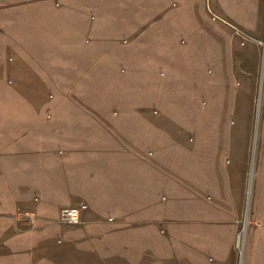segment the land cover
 Masks as SVG:
<instances>
[{"label":"crops","instance_id":"obj_1","mask_svg":"<svg viewBox=\"0 0 264 264\" xmlns=\"http://www.w3.org/2000/svg\"><path fill=\"white\" fill-rule=\"evenodd\" d=\"M263 32L264 0H0V264H198L202 221L233 264L234 220L199 194L242 206L224 117Z\"/></svg>","mask_w":264,"mask_h":264},{"label":"rangeland","instance_id":"obj_2","mask_svg":"<svg viewBox=\"0 0 264 264\" xmlns=\"http://www.w3.org/2000/svg\"><path fill=\"white\" fill-rule=\"evenodd\" d=\"M232 30L234 34H236L235 36L238 38V41H241L240 37L244 36L241 35L243 34L241 30L234 26ZM248 40H250L249 37H244L239 44L244 46ZM254 45H256V47L253 50H246L245 57L247 59L241 60L242 63H239V66L236 65L235 67L237 73L233 75L234 82L236 83L234 87L238 89V91L240 90V93L237 95L236 103L234 104L235 108L232 113L230 116L227 115L224 117V120L229 122L232 127L238 124L239 130L237 128L236 131H233V129L231 130L232 138L235 137L236 139L234 143H237L238 134L240 136L246 134L245 138L248 155L243 188L241 186L242 206L238 210V213H236V210L233 211L229 204L219 209L215 204L217 203V195L206 192L199 194V197L208 203V212H213L216 219L227 218L234 220L235 235L233 248L232 253L230 252L231 257L230 259L228 258L233 264H244L245 261H247V264H251L257 256L262 257V255H264V165L260 170H257L258 157L262 154V152H260L261 149L264 152V144L262 143V141H264V32L262 38L256 40ZM11 54L12 52H7V55H5L6 58L8 57L7 61L13 65L14 57ZM9 84H11V82ZM190 136H192V133L186 132L185 137L188 139ZM190 191H192V189H190ZM233 194L234 191L229 195L230 198ZM183 197L190 198L191 196L184 195ZM223 199H227L225 193ZM211 205H214L213 209H211ZM178 226L183 227V223L178 221ZM197 227L201 230L196 240V248L200 255L198 259L199 263L198 261L197 263L202 264V262H206V264H214V255L208 250H212L216 245H221L223 242L219 243L213 241L211 238V234H213L212 231H214V229H223L227 226L223 224L205 223L202 221L197 224ZM253 237L259 240L261 246L263 245L258 255L252 252V242L249 240H252ZM169 247H171V249L174 248L172 245Z\"/></svg>","mask_w":264,"mask_h":264},{"label":"built area","instance_id":"obj_3","mask_svg":"<svg viewBox=\"0 0 264 264\" xmlns=\"http://www.w3.org/2000/svg\"><path fill=\"white\" fill-rule=\"evenodd\" d=\"M243 35V34H241ZM245 36H242L244 38ZM85 207H72V208H66L63 209L60 212V220L62 222H67L71 224H77L80 222V212L83 210Z\"/></svg>","mask_w":264,"mask_h":264}]
</instances>
